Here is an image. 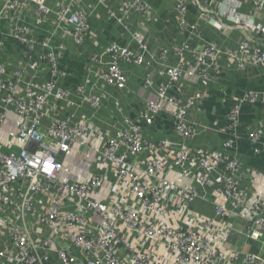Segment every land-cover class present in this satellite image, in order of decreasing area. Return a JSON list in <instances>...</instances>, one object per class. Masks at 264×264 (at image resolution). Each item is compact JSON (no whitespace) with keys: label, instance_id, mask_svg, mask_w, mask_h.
<instances>
[{"label":"built area","instance_id":"2783aa9c","mask_svg":"<svg viewBox=\"0 0 264 264\" xmlns=\"http://www.w3.org/2000/svg\"><path fill=\"white\" fill-rule=\"evenodd\" d=\"M48 1L9 0L0 23L7 7L21 12L34 8L35 28L54 16L53 28H68L65 34L81 46L90 33L87 16L66 0L57 8ZM224 1L218 4L221 11ZM175 2L181 28L195 33L197 26L184 19L189 0ZM263 2L254 6L259 10ZM119 11L120 17L110 9L108 13L122 25L131 12L148 16L149 6L142 0L125 1ZM199 15L203 19L205 14ZM233 20L247 29L248 37L240 40L237 51L209 44L195 53V67L188 74L199 82L221 56L234 60L238 70L264 67V47L257 43L264 38V24L250 30L246 18ZM9 31L23 47L24 62L12 70L0 64V264H264L261 256L233 252L226 244L234 217L245 222L242 233L249 240L264 237V191L248 198L236 183L240 164L226 153L239 139L241 105L264 109V93L248 92L233 106L224 131L232 139L220 150L194 146L205 128L189 112L203 94L195 92L182 102L171 93L182 94L184 69L167 65V50H162L161 68L142 84L145 90L155 87L154 98L144 101L136 122L127 121L124 130L103 131L90 118L76 121L70 112L62 117L70 105L81 109L87 104L98 111L105 99L84 85L75 90L60 85L66 74L58 60L65 47L54 46L51 38L37 39L20 19ZM133 39L138 54L111 45L92 58L102 66L96 78L105 86L124 91L127 78L121 64L144 63L143 38L134 33ZM173 51L182 55L189 46ZM155 76L164 82L155 85ZM166 112L177 140L145 139L141 124L151 127ZM247 138L256 145L261 134L252 130ZM198 201L213 205L216 217L193 210Z\"/></svg>","mask_w":264,"mask_h":264},{"label":"crops","instance_id":"0c3cea01","mask_svg":"<svg viewBox=\"0 0 264 264\" xmlns=\"http://www.w3.org/2000/svg\"><path fill=\"white\" fill-rule=\"evenodd\" d=\"M9 0H0V12ZM68 4L83 12L89 21L90 33L81 46L65 34V29L55 30L50 16L48 21L35 28L33 9L24 12L11 7L5 9L4 20L0 23V64L6 65L10 70L16 68L23 61V47L9 36V26L19 19L35 31L37 39L51 38L53 45H63L65 50L58 60L59 68L66 76L59 80L63 87L75 90L79 85H84L91 92L105 95L98 111L87 104L81 109L70 105L65 114H75V120L81 117L90 118L96 122L103 131L112 129H125L126 122H131L139 117L144 101L154 98L155 87L145 90L142 84L146 76L161 68L160 60L162 50H167L166 64L170 66L182 65L184 74L179 82L182 94L175 91L171 93L178 96L181 101H186L195 92L203 94V99L189 112L190 119L205 128L193 143L194 146L208 150H220L223 144L232 139L225 133L228 123V114L248 92L264 93V67H248L238 70L236 62L221 56L208 72L205 81H198L189 75L193 72L196 63V54L209 44L215 45L222 51H237L240 40L248 37L247 29L233 20L234 16L246 18L250 30L264 24V2L261 9L254 6L257 0H237L233 4L225 0L222 11L218 4L222 0H189L187 13L184 19L190 25H196L197 31L191 34L183 30L178 22L175 0H142L149 6V15L144 16L139 12H131L123 20L122 25L108 13L109 9L115 16L120 17V7L125 1L134 0H66ZM61 0H49L48 5L57 8ZM109 8V9H108ZM203 12L204 18H200ZM249 30V29H248ZM249 30V31H250ZM52 33V34H51ZM139 33L143 38L146 48L144 63L141 66L121 64L127 78L124 91L105 86L96 73L101 71L92 58L102 54L111 45L129 48L134 54L140 51L134 42L133 34ZM264 47V38L257 42ZM189 46V51L177 55L173 49ZM46 77L50 73L46 71ZM164 78L154 77V83L164 82ZM72 100L76 103L79 97ZM145 139L154 142L158 139L169 138L177 140L173 133V122L170 114H160L153 126L141 124ZM257 130L261 134L258 144H252L248 132ZM239 138L233 148L226 153L236 159L240 164L239 176L236 183L239 189L248 198H253L256 190L264 191V109L260 104H242L239 114V125L236 130ZM264 202V192L261 197ZM252 201L254 199H251ZM193 210L209 218H215V207L210 203L196 202ZM231 230L227 237V248L239 254L259 255L264 259V237L261 241H251L243 233L246 225L243 220L234 217L229 220Z\"/></svg>","mask_w":264,"mask_h":264}]
</instances>
